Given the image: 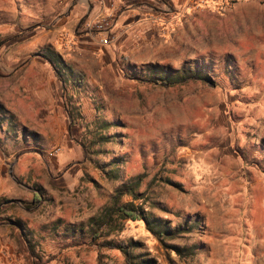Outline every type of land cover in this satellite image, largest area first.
I'll list each match as a JSON object with an SVG mask.
<instances>
[{
  "label": "rangeland",
  "instance_id": "obj_1",
  "mask_svg": "<svg viewBox=\"0 0 264 264\" xmlns=\"http://www.w3.org/2000/svg\"><path fill=\"white\" fill-rule=\"evenodd\" d=\"M78 2L0 0V264H264V0Z\"/></svg>",
  "mask_w": 264,
  "mask_h": 264
},
{
  "label": "trees",
  "instance_id": "obj_2",
  "mask_svg": "<svg viewBox=\"0 0 264 264\" xmlns=\"http://www.w3.org/2000/svg\"><path fill=\"white\" fill-rule=\"evenodd\" d=\"M69 70V71H67ZM56 72V71H55ZM68 72V78L67 81L68 83H71L74 87L76 88H82L83 87V81H82V76L80 74H78L77 72L73 71L70 67H68L67 69H65L63 74H66ZM169 74L166 72H162L160 74V78L157 79L159 82H161V86L166 87V86H174V85H178L181 84L183 82H185L186 80L189 79L188 74L184 73V72H174L170 77L168 76ZM198 76V77H197ZM191 80L195 79L198 81H205V77H202V75L197 74V73H193L192 76L190 77ZM113 216H117L129 221H140L141 219V215L139 213H137L135 210L132 209L131 205H121L119 207H112V208H108L105 210V212L103 213V215L101 217H98L96 219H91L89 221V224L91 226V228L94 227H108L110 226L111 222H113ZM150 230H153L152 227H150ZM92 230H94L92 228ZM96 233H94L93 235H95ZM120 252H122L125 257H126V261H127V253H126V248L125 247H119L118 248Z\"/></svg>",
  "mask_w": 264,
  "mask_h": 264
},
{
  "label": "crops",
  "instance_id": "obj_3",
  "mask_svg": "<svg viewBox=\"0 0 264 264\" xmlns=\"http://www.w3.org/2000/svg\"><path fill=\"white\" fill-rule=\"evenodd\" d=\"M80 2H78V6H75V17L77 18V21H78V26L79 27H82V24H81V21L82 19L85 17V15H87L88 11L90 10L89 12V15L91 14L93 16V12L94 11V15H96V12L98 10V6H97V2L98 0H78ZM110 0H107V4ZM116 0H111L112 2V6H114V2ZM116 3V2H115ZM74 23L73 22H68L66 27L68 29H70V27H73Z\"/></svg>",
  "mask_w": 264,
  "mask_h": 264
},
{
  "label": "built area",
  "instance_id": "obj_4",
  "mask_svg": "<svg viewBox=\"0 0 264 264\" xmlns=\"http://www.w3.org/2000/svg\"><path fill=\"white\" fill-rule=\"evenodd\" d=\"M99 27H101V26H99ZM102 43H103V44H107V40H106V39H103V40H102ZM58 151H59V150H56V152H58Z\"/></svg>",
  "mask_w": 264,
  "mask_h": 264
},
{
  "label": "bare ground",
  "instance_id": "obj_5",
  "mask_svg": "<svg viewBox=\"0 0 264 264\" xmlns=\"http://www.w3.org/2000/svg\"><path fill=\"white\" fill-rule=\"evenodd\" d=\"M189 1V0H188Z\"/></svg>",
  "mask_w": 264,
  "mask_h": 264
}]
</instances>
